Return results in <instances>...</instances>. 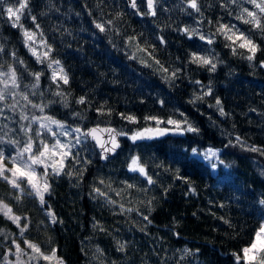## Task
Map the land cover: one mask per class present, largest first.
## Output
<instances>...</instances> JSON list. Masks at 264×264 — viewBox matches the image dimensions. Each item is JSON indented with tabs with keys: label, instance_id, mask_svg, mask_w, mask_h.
Listing matches in <instances>:
<instances>
[{
	"label": "trees",
	"instance_id": "obj_1",
	"mask_svg": "<svg viewBox=\"0 0 264 264\" xmlns=\"http://www.w3.org/2000/svg\"><path fill=\"white\" fill-rule=\"evenodd\" d=\"M96 2L53 0L55 8L59 9L55 11L45 7L41 0H32V3L40 5L33 9L32 14L38 16L37 22L48 42L54 44L56 52L53 56L63 62L71 76L69 85H61L63 91L70 93V107L56 103L48 110L49 114L72 127L99 124L131 131L146 126L143 121L145 115H158L165 119L172 115L180 119L179 113L182 112L201 131L199 134L167 135L136 144L120 137L121 147L114 156L104 161L100 160L94 145L88 141L79 153L92 161L83 182L77 184L75 178H59L53 186L54 194L48 200L63 224L47 230L43 227L32 229L29 239L41 243L38 232L40 235L47 232L51 246L59 249L58 255L66 264H190L192 257L180 259L182 252L179 250L184 248L199 249L195 264H235L231 254L249 242L264 214V207L258 203L260 198H264V156L239 146L225 145L230 138L240 135L249 145L264 146V68L260 67V61L264 60V37L252 29V38L261 50L256 53L255 60L249 62L239 54L244 50L238 49V54L233 55L225 47L227 42L221 36H214L215 43L208 45L198 36L189 39L180 31L184 27L199 28L207 36L215 33V21L218 19L248 30L251 26L235 19L239 8L229 5V9L225 10L219 6L223 0H201L202 17L183 11L186 4L181 0H163L167 11L158 12L156 17L134 15L124 0H105L102 5L104 19L114 18L117 11H122L124 17L116 22L121 35L114 32L102 34L93 25V20L100 18ZM8 6H17V0H6L0 6V44L5 48L0 60L5 66L12 64L9 53L14 51L18 58L24 60L29 71L43 70L41 89L44 101L60 100L52 95L56 85L48 79L49 71L44 65L36 63L24 45L20 29L11 26L7 13L3 11ZM141 10L146 11L143 4ZM41 11L48 14L39 16ZM188 11L192 12L191 9ZM229 11L232 15L228 14ZM209 19L213 24L208 23ZM201 20L204 21L202 25L199 23ZM21 23L29 29L34 27L27 15L22 16ZM141 33L142 46L145 41L155 45L154 54L165 67L170 71L181 70L179 78L171 85L163 79L166 74L157 71L155 66L146 67L140 63L142 54L125 43V37ZM160 35L164 36L166 44H159L157 36ZM192 52L211 56L214 62L219 60L223 63H218L216 72L211 73L189 62ZM130 53L137 59H132ZM16 66L22 73V82L23 79H31L20 65ZM196 80L205 85L211 81L214 95L221 98L225 111L231 114L229 117H222L214 107H209L214 103L212 97H205L204 101L195 104L189 103L194 94L201 92L200 85L193 83ZM82 95H87L90 107L75 102ZM30 98L34 102L41 99L39 96ZM157 98L165 100L164 108L156 103ZM101 105L112 110L111 117L96 113L95 109ZM32 111L29 109L30 114ZM73 111L81 112L86 119L73 118ZM119 112L134 114L141 123L128 124L117 115ZM5 115L11 117L13 114L6 112ZM4 123L9 128L18 127L11 119ZM227 133H231L232 137ZM13 135L21 138L18 133ZM208 146L221 149V159L231 167L220 165L213 169L208 161L191 156L192 147L204 149ZM3 147L10 150L6 144ZM185 149L189 151L186 153ZM136 154L146 161L150 172L157 174L154 178L159 184L172 185L166 198H161V188L145 185L142 178L128 171L129 157ZM161 163L173 170L179 168L181 175L190 177L198 195H187V185L173 180L170 173L155 167ZM100 179L110 183L117 191L125 187L123 181L133 183L137 188H149L147 194L131 189L122 192L120 197L109 191L113 199L121 200L127 207H140L144 211L140 201L157 197L159 203L152 213L154 222L146 232L139 230L141 224L135 212L114 215L101 200L89 195L93 186L103 187L98 183ZM14 195L13 190L0 181V197L10 203L17 214L31 216L34 224L45 219L34 200L25 197L17 205L10 199ZM129 200L131 203H128ZM220 204L225 206L220 208ZM221 217L230 220L233 227L225 224ZM94 220L99 221L106 231L94 228ZM0 228L16 231L2 217ZM173 231L179 232V237L174 236ZM124 242L125 251H118L119 243ZM6 246L0 244V253ZM97 247L103 250L102 254L97 253Z\"/></svg>",
	"mask_w": 264,
	"mask_h": 264
},
{
	"label": "snow or ice",
	"instance_id": "obj_2",
	"mask_svg": "<svg viewBox=\"0 0 264 264\" xmlns=\"http://www.w3.org/2000/svg\"><path fill=\"white\" fill-rule=\"evenodd\" d=\"M41 2L49 10L59 11L58 8H55L53 0H41ZM104 2L105 0H97L96 2L95 6L100 9V18L93 20L94 28L98 33L107 34L108 32H114L117 35H121V30L116 26V22L123 19L124 13L117 11L114 18L104 19L102 8ZM181 2L186 4V8L183 11L188 15L196 13L201 17L203 16L201 0H181ZM5 3L6 0H0V6ZM141 4L144 5L146 11L141 10ZM245 4L251 5V7H245ZM229 5H235L239 8L235 19L243 25L251 26L248 30H241L235 24L223 23L218 19L215 21V33L207 36L201 33L199 28L184 27L180 31L189 39L194 35L198 36L199 40L205 41L208 45L215 43L214 36H221L227 42L225 47L229 48L233 55L238 54V49L244 50V52L239 54L244 59L252 62L256 58V53L261 50L260 45L252 38V29L257 30L264 37V0H223L219 6L228 10ZM39 6V4L32 3V0H17V6H8L3 11L7 13L11 26L20 29L24 45L35 58L36 63L42 64L47 70H50L48 79L56 85V91L52 92V95L59 97L60 100L44 101V92L41 90L43 70L29 71L24 60L18 58L14 51L9 53V56L13 59L12 64L5 66V63L0 60V133H2L0 134V181H3L13 190L15 195L11 196L10 199L14 200L17 205L25 197H30L34 200L45 219L34 224L31 216L17 214L13 206L0 197V217L16 229L15 232H9L4 228H0V244L7 245L3 253H0V264H66L63 257L58 255L59 249L51 246L50 238L45 242V245H42L34 239H29V235L33 228L39 230L43 227L47 230L57 224H63V220L52 210L48 200L53 196V186L59 178H75L77 184L83 182L85 173L88 171V165L92 161L79 153L89 140L94 141L95 146L100 149V158L108 160L109 156H114L121 147L120 137H126L133 144H136L138 141L152 140L167 135L182 136L188 133L199 134L201 131L182 112L179 113L180 119H176L172 115L166 119L158 115H145L143 121L146 126L131 131L113 127L102 128L99 124L95 127H72L66 121L57 119L49 114L48 110L53 104L60 103L65 108L70 107L68 102L70 93L63 91L61 85H69L71 76L63 62L53 56L56 48L45 37L44 31L37 22L38 16L32 14L33 9ZM127 6L133 10L134 15L138 16L148 15L156 17L158 12L167 11L163 7V0H127ZM189 9L192 12H189ZM47 14L44 11L38 13L39 16H46ZM228 14L232 15L231 11ZM24 15H27V18L32 22L34 26L32 29L26 28L21 23ZM89 15H92V13L89 12ZM203 22L201 20L199 23L202 25ZM208 23L211 25L213 21L209 19ZM140 35L142 33L125 37V43L129 47H134L136 52L142 54L140 63H143L146 67L155 66L157 71L166 74L163 79L171 85L179 78L178 73L181 70L176 68L170 71L168 67H165L154 54L156 46L149 45L147 41L142 46ZM157 41L159 44L167 43L162 35L157 36ZM209 51L212 50L210 49ZM4 52L5 48L3 44H0V54ZM244 53H247V55H244ZM130 57L137 59V56L131 53ZM149 60L151 63H149ZM189 62L206 68L211 73L216 72L218 63H223V61L219 60L214 62L211 56L196 52L190 53ZM16 65H20L23 71L31 77V83L24 84L23 88L21 87L22 73L18 72ZM260 67L264 68V60L260 61ZM193 83L200 85L201 92L198 95L194 94L193 99L189 103L195 104L197 101H204L205 97H212L214 103L209 104V107H214L222 117L231 115L225 111L221 98L214 95L211 81L207 85L199 80L193 81ZM37 96L41 98L39 102H34L30 98ZM75 102L79 105H85L86 108L90 107L87 95L78 97ZM156 103L161 108H164L166 104L165 100L160 98H157ZM29 109L33 110L31 114ZM95 111L99 116L111 117L113 114L112 110L106 109L104 105L97 107ZM251 111H255V109ZM6 112L13 115L9 117L5 115ZM36 113H39V115ZM71 115L73 118H79L80 120L86 119L78 111H73ZM117 115L128 124L138 125L141 123L140 118L134 114L119 112ZM9 119L18 127L9 128L8 124L4 123V121ZM13 133H18L21 138H15ZM227 135L232 137L231 133H227ZM5 144L9 146L10 150H6L3 147ZM228 146H239L243 150L264 156V146L249 145L240 135L230 138L225 147ZM184 151L187 153L189 150L185 149ZM190 154L193 157H200L208 161L213 169L220 165L225 168L231 167L230 164H226L221 159L222 150L219 148L212 146L204 149L192 147ZM76 165H81V167H76ZM155 167L161 168L165 173H170L173 180L181 181L187 185V195H198L196 188L192 186L193 182L190 177L181 175L179 168L173 170L171 167H165L162 163L156 164ZM127 168L130 173L142 178L145 185L161 188V198L168 196L172 185L164 186L159 184L158 179L154 178L157 174L150 172L146 161L139 154L129 157ZM98 183L103 187L93 186L89 195L93 199L101 200L102 204L108 207L114 215H131L135 212L140 220L141 227L139 230L141 232H146L148 226L153 224L152 213L156 211V206L159 203L157 197L152 196L140 201L144 208V211H141L140 207H127L124 202L113 199L109 195V191H111L117 197H120L122 192H127L131 189L147 194L149 191L148 187L137 188L135 184L123 181L122 183L125 187L117 191L111 187L110 183L106 184L103 179H100ZM128 203H131V201L129 200ZM258 203L261 207H264V198H260ZM224 206V204L218 205L220 208ZM220 219L225 224H228L229 227H233L230 220L223 217ZM93 227L102 232L106 231L99 221L94 220ZM173 235L179 237L180 233L173 231ZM125 246L126 242L119 243L117 250L124 252ZM96 251L100 254L103 253V250L99 247H97ZM179 251L182 252L181 260L186 257H192L193 260L190 264H195V257L199 253V249L193 251L192 249L184 248ZM231 255L235 264H264V214H262L259 226L253 231L249 242L241 247L238 252H233Z\"/></svg>",
	"mask_w": 264,
	"mask_h": 264
},
{
	"label": "rangeland",
	"instance_id": "obj_3",
	"mask_svg": "<svg viewBox=\"0 0 264 264\" xmlns=\"http://www.w3.org/2000/svg\"><path fill=\"white\" fill-rule=\"evenodd\" d=\"M28 49V48H27ZM29 51V50H28ZM49 71V74H50V70H48ZM24 81L22 82V84H21V87L23 88V86H24V84H30L31 83V79H29V80H25V79H23ZM43 89H46V87H43ZM42 90V89H41ZM35 127V126H34ZM54 130H56V131H59L58 129H54ZM49 142H51V141H49ZM9 166H11V165H9ZM33 229H35V228H33ZM38 235L40 236L39 238L41 239V244L42 245H45V242L46 241H48L49 240V234H47V232H43L41 235H40V233L38 232ZM7 247V246H6Z\"/></svg>",
	"mask_w": 264,
	"mask_h": 264
},
{
	"label": "water",
	"instance_id": "obj_4",
	"mask_svg": "<svg viewBox=\"0 0 264 264\" xmlns=\"http://www.w3.org/2000/svg\"><path fill=\"white\" fill-rule=\"evenodd\" d=\"M124 2H125V4H126V6H127V0H124ZM128 7V6H127ZM129 8V7H128ZM130 9V8H129ZM95 126H97V125H92V126H90V127H95ZM100 127H111V126H106V125H99ZM120 139V138H119ZM89 142H91L93 145H94V147H95V149H96V151H97V153L99 154L100 153V149L97 147V146H95V142L94 141H91V140H89ZM120 144H121V141H120ZM119 150V149H118ZM117 150V151H118ZM109 157H111V155L109 156ZM99 158H100V155H99ZM100 160L101 161H104L103 159H101L100 158Z\"/></svg>",
	"mask_w": 264,
	"mask_h": 264
}]
</instances>
